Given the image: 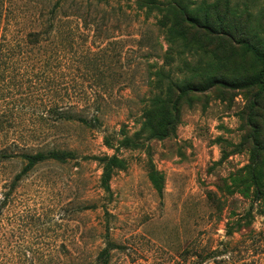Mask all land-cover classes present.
Returning <instances> with one entry per match:
<instances>
[{"label":"rangeland","instance_id":"rangeland-1","mask_svg":"<svg viewBox=\"0 0 264 264\" xmlns=\"http://www.w3.org/2000/svg\"><path fill=\"white\" fill-rule=\"evenodd\" d=\"M137 1L67 2L56 10V0H0V41L25 48L29 33L44 34L46 48L33 51L52 57L38 70L43 98L57 93L53 50L68 44L63 34L71 29L75 47L59 67L65 96L98 103L80 114L97 116L91 127L62 122L28 143L30 152L76 158L38 165L16 183L0 210V264H93L106 239L122 247L108 264H177L187 245L213 249L227 240L226 226L249 207L250 227L264 233V200H254L246 169L255 151L264 163V90L206 89L211 79L232 84L261 68L236 41L264 52V0H184L188 17L214 33L189 28L171 41L166 30L183 15L166 18V0H157L161 12ZM183 81L206 90L180 98L169 136L151 138L147 111L155 126L169 119ZM85 156L119 159L110 195L100 183L103 165ZM23 166H5L8 186ZM262 183L264 192V169ZM238 241L233 235L235 248H247L244 264H264L263 242Z\"/></svg>","mask_w":264,"mask_h":264},{"label":"trees","instance_id":"trees-1","mask_svg":"<svg viewBox=\"0 0 264 264\" xmlns=\"http://www.w3.org/2000/svg\"><path fill=\"white\" fill-rule=\"evenodd\" d=\"M109 1L111 0H56L54 9L61 8V5L67 2H94L97 4H105ZM137 3L142 8L161 12L157 0H138ZM166 3V18H168L170 13L175 12H179L184 18L178 21L174 17L173 21L169 24L166 30V36H168L170 41L174 40L175 32L181 31L183 33V30L187 31L189 28L204 30L205 33L210 34L214 33L211 25L188 17L191 15L187 13L188 9L184 0H166ZM183 23H186L189 27H183ZM67 30L69 33H64L63 35L66 40L70 39V41H67L68 44L66 42L60 43L61 45L56 44L53 50V55L55 53L54 63L57 65V74L60 79L58 85H56L59 90L57 89L55 96L45 94L44 98V95L40 91V81L37 78L39 74L38 70L40 66L43 68L45 65L50 66L49 63H52V57L46 54L48 50L45 49L40 54H33L34 49L39 51V49L46 48L42 46V41L45 40L43 37L44 34L40 32L29 33L26 36L25 48L21 47L18 40L3 39V41H0V197L2 198L0 200V210L6 205L8 196L15 190L16 183L22 177L33 171L35 167L48 161L64 163L67 160L76 158V155L72 151L66 150L42 149L36 152H30L28 147L30 141L36 140L38 136H41L48 130L57 128L56 126L62 122L73 121L84 127H91L93 122L98 120L97 116L87 119L83 115H80L83 109L98 103L88 101V99L77 100L65 96L69 94V88L67 89V85L63 82L65 81V77H67V73L60 71L59 67L66 63L64 57L67 48L71 50L75 47L74 42L77 37V33H71V29ZM236 44L241 45L246 52H249L260 63L261 68L255 75L232 84L211 79L207 82L206 89L222 85L236 90L252 87H259L261 90H264V52L247 40L239 39L236 41ZM79 87L75 85L73 90L76 88L79 89ZM206 89L196 88L186 81L181 82L177 86L178 95L171 104L173 114L158 126L152 124V114L149 115L148 110L143 126L150 130V137L157 139L167 138L170 130H173V122L177 118L179 99L188 93L200 92ZM99 111L100 108L94 110L95 113ZM84 159L96 161L103 165L100 183L105 193L110 195L112 173L119 166L117 156H85ZM15 160L23 161L24 166L8 186L5 182L6 179H4V168L7 164ZM246 169L248 170L250 181L255 187L254 200H264V192L261 191V187L263 186L262 172L264 163L257 154V151L253 153L249 166ZM234 217L235 220L227 225L225 229V237L227 240L218 242L217 246L213 249H197L187 245L179 255L178 258L180 260L177 264H244L243 260L245 254L248 252L247 248L245 246L235 248L231 243L233 235L238 234V243L244 245L247 240L255 237L258 242L261 241V243H264V233H255V230L250 227L252 207H249L247 211ZM115 250H122V247L106 239L105 247L98 255L99 261L93 264H108L111 258V252Z\"/></svg>","mask_w":264,"mask_h":264}]
</instances>
